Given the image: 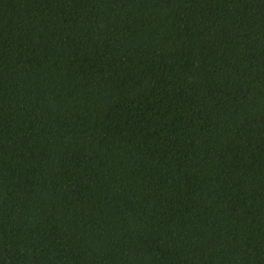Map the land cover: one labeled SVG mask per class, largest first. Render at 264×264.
<instances>
[{
  "label": "trees",
  "instance_id": "16d2710c",
  "mask_svg": "<svg viewBox=\"0 0 264 264\" xmlns=\"http://www.w3.org/2000/svg\"><path fill=\"white\" fill-rule=\"evenodd\" d=\"M0 264H264V0H0Z\"/></svg>",
  "mask_w": 264,
  "mask_h": 264
}]
</instances>
